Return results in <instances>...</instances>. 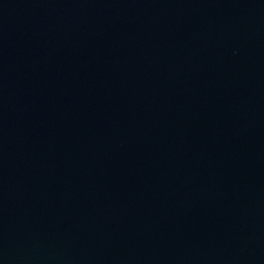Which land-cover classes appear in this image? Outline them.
Listing matches in <instances>:
<instances>
[{
    "label": "water",
    "instance_id": "95a60500",
    "mask_svg": "<svg viewBox=\"0 0 264 264\" xmlns=\"http://www.w3.org/2000/svg\"><path fill=\"white\" fill-rule=\"evenodd\" d=\"M0 264H264V0H0Z\"/></svg>",
    "mask_w": 264,
    "mask_h": 264
}]
</instances>
